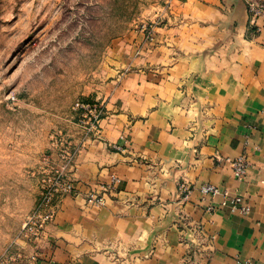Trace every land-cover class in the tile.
Returning <instances> with one entry per match:
<instances>
[{
    "label": "crops",
    "instance_id": "crops-1",
    "mask_svg": "<svg viewBox=\"0 0 264 264\" xmlns=\"http://www.w3.org/2000/svg\"><path fill=\"white\" fill-rule=\"evenodd\" d=\"M255 22L246 0H171L152 38L142 27L113 40L76 192L36 244L16 240L28 264H264V17ZM241 155L242 180L227 160ZM225 193L250 214L222 206Z\"/></svg>",
    "mask_w": 264,
    "mask_h": 264
},
{
    "label": "rangeland",
    "instance_id": "rangeland-1",
    "mask_svg": "<svg viewBox=\"0 0 264 264\" xmlns=\"http://www.w3.org/2000/svg\"><path fill=\"white\" fill-rule=\"evenodd\" d=\"M170 9L171 0H0V256L84 141L76 103L98 100L113 40L142 27L152 38Z\"/></svg>",
    "mask_w": 264,
    "mask_h": 264
},
{
    "label": "built area",
    "instance_id": "built-area-1",
    "mask_svg": "<svg viewBox=\"0 0 264 264\" xmlns=\"http://www.w3.org/2000/svg\"><path fill=\"white\" fill-rule=\"evenodd\" d=\"M249 13L251 15V24L260 30V26L256 24V20L264 17V0H246ZM77 109L85 111L86 120L85 129L87 133H96L99 130V124L105 112V106L100 101L85 102L78 100ZM83 141L77 146L74 152L68 155L67 164L56 173L51 185L42 194L38 206L27 216L23 223L21 236L26 242L34 245L38 239L46 231V227L55 219L56 210L61 204L63 198L67 195L75 194L76 185L74 179V171L76 165V157L81 149ZM232 167L235 176L242 180L247 175L249 160L245 155L237 158L227 159ZM105 192L115 190L114 185L105 186ZM204 194H217L219 188L212 183H205L201 186ZM105 192H90L87 195L89 204L103 205L105 204ZM222 206L229 207L234 212L248 215L251 212V205L245 201L244 197L239 195H230L225 193ZM0 264H28L27 256L18 244H11L0 256ZM236 264H255L252 258L238 259Z\"/></svg>",
    "mask_w": 264,
    "mask_h": 264
}]
</instances>
